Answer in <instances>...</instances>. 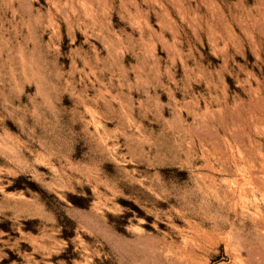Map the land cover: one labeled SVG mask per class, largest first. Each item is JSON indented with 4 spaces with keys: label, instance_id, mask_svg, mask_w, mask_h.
<instances>
[{
    "label": "rangeland",
    "instance_id": "374dc122",
    "mask_svg": "<svg viewBox=\"0 0 264 264\" xmlns=\"http://www.w3.org/2000/svg\"><path fill=\"white\" fill-rule=\"evenodd\" d=\"M0 264H264V0H0Z\"/></svg>",
    "mask_w": 264,
    "mask_h": 264
}]
</instances>
